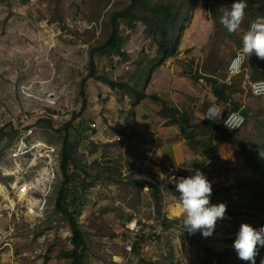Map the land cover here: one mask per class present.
Listing matches in <instances>:
<instances>
[{
    "label": "rangeland",
    "instance_id": "obj_1",
    "mask_svg": "<svg viewBox=\"0 0 264 264\" xmlns=\"http://www.w3.org/2000/svg\"><path fill=\"white\" fill-rule=\"evenodd\" d=\"M154 1L179 5L172 34L177 39V55L165 63L166 72L170 71L165 89L182 83V72L188 71L189 65L198 74L215 75L222 81L229 61L241 52L243 34L256 19L245 12L240 28L228 33L219 21L223 12L231 9L229 0ZM129 4L130 0H0V264L68 263L56 257L60 249L71 248L68 225L54 210L62 180V136L38 121L62 125L72 112L82 109L83 99L86 106L69 135L74 165L97 179L82 198L78 217L88 248L86 264H203L206 259L208 264H242L232 251L240 225L261 228L264 206L258 210L256 205L242 207L244 198L238 203L234 199L237 185L264 184V178L237 147L222 148L220 156L216 151L217 159L225 160L216 163L212 172L203 173L212 183L210 203L227 206L225 218L217 221L208 238L200 232L189 235L177 205V178L162 173V166L154 161L159 169L151 167V154L144 145L153 147L152 130L162 118L160 105L149 101L135 111L123 92L95 79L87 80L84 95H80L90 49L108 37L111 14ZM119 28L126 39L123 49L128 60L116 57L112 50L98 51L93 55L96 74L145 91L147 79L141 80V75L150 73V66L159 61L153 37L139 22L130 33L123 22ZM253 65L264 73V60L253 54L244 56L243 70L234 77L249 109L246 124L236 135L250 143L249 153H255L264 165L260 156L264 150V96L255 97L242 82L247 74L251 77ZM218 104L229 111L228 106ZM192 114L198 121L203 119L202 112L196 115L194 108ZM130 131L135 132L132 139L127 138ZM202 132L197 130L196 135ZM150 173L156 174L155 181ZM14 181L31 184L24 200L15 198V188L10 186ZM133 181L147 183L140 189ZM155 182L161 190V216L155 212L153 188L148 184ZM223 186L232 191L218 193ZM163 216L171 223L168 228L160 224ZM135 222L141 225L136 235L131 230ZM159 227V235L149 234ZM125 243L132 245L130 251L124 248ZM262 248L258 246L255 259L262 260ZM225 251L228 254L218 259Z\"/></svg>",
    "mask_w": 264,
    "mask_h": 264
},
{
    "label": "trees",
    "instance_id": "obj_2",
    "mask_svg": "<svg viewBox=\"0 0 264 264\" xmlns=\"http://www.w3.org/2000/svg\"><path fill=\"white\" fill-rule=\"evenodd\" d=\"M194 1V0H191ZM210 3L215 0H209ZM230 4L235 2V0H229ZM238 2V0H237ZM247 3V8L245 12L251 16L253 19L258 17H264V0H245ZM211 6V5H209ZM214 11L213 7L211 6ZM179 17V5L172 2H157L154 0H130V4L123 10L115 11L110 16V33L105 41L97 46H94L90 49L88 54V68L86 76L82 77L80 81V95H84V87L88 79H95L102 84L109 87L111 90H119L128 96L131 102V105L134 107L145 99H150L151 101L158 103L160 105L159 115L162 118H169L171 122L177 125L179 128L181 136L185 139L186 144L191 147H199L200 150L207 149L211 153L212 157L217 158L216 145L204 143L196 139L195 131L199 127L209 128L213 131H217L220 136L218 138V143L228 142L233 146L237 147L239 152L244 156V158L253 164V167L257 169L256 171L259 175L264 178V165L260 162V157H257L255 153H249L248 146L249 142H245L240 139L236 133L228 131L223 125V116L227 111H223V116L219 121L211 122L205 119L200 120L195 123L191 121L190 115L187 111L179 109L176 106H171L166 100L160 98L156 94H146L140 88H137L135 85H132L126 81H117L109 78L107 75H97L96 74V64L93 59V55L98 51L112 50V52L118 56L120 59L126 61L128 60L127 53L122 50L124 40H126L121 33L119 28L120 22H123L126 28L129 31H134L136 29V23H141L146 26L152 37L154 44L156 45V54L159 56V61L154 62L149 70L152 72L160 64H162L166 59L173 58L177 55V39L173 38V30L175 28L176 22ZM188 67V65L186 64ZM189 70L185 71L186 76L190 79L198 80L203 78L206 82L212 85V94L217 100L230 101L231 110L230 111H239L241 104L238 102H233L230 98V92L238 91L235 88L234 82L230 84L224 82L226 75H223L222 81L216 79L213 76H204L194 72L189 65ZM149 74L144 73L143 79H148ZM142 77V76H141ZM251 77L258 80L259 77L264 79V73H259L257 68L253 65L251 69ZM235 88V89H234ZM86 106V100L82 101V109L78 112H72L70 119L62 125H54L51 121L39 120L46 122V125L53 131L61 134V144L59 152V170L61 175V183L59 185L58 191L56 193L54 210L60 213L63 220L67 223L70 237L69 241L71 248L60 249L56 253V257L66 260L67 264H86L88 248L85 242L84 233L82 232L80 225L78 223V217L82 209V198L84 197L87 190L95 186L96 178L84 170H80L77 165H74L73 159V144L70 142L69 130L72 128L74 120L80 116L82 110ZM247 116V115H246ZM135 135L134 131H130L127 134L128 139H132ZM259 158V159H258ZM162 173L168 174L169 177L175 176L176 178L188 177L184 173H181L175 169L168 171V169L161 168ZM151 178L156 180V174H151ZM133 183L140 189L147 182L144 181H133ZM149 187L153 188V200L155 206V212L158 216H161V204H160V188L159 183L155 184L148 183ZM237 192H234V199L238 203L241 199L244 198V203L242 207H254L256 209L264 206V184L261 182L250 184L242 183L237 185ZM229 192L232 191V188L229 187H220L219 192ZM179 209V207H178ZM233 212V210H232ZM231 210L228 211L230 215L232 214ZM161 225L163 228H168L171 223L170 221L163 216L161 218ZM261 227H264V220L260 221ZM151 236V235H150ZM153 237H156L154 235ZM152 238V236H151ZM192 240V239H191ZM194 242V240H192ZM233 254H237L235 249H232ZM228 254V253H227ZM226 251L218 255L226 256ZM262 260H264V248L261 249L260 255ZM46 260H49V257H46ZM228 260V259H227ZM256 260V264H261L262 260ZM203 264H208L206 259ZM242 264H251L249 261H243Z\"/></svg>",
    "mask_w": 264,
    "mask_h": 264
},
{
    "label": "crops",
    "instance_id": "obj_3",
    "mask_svg": "<svg viewBox=\"0 0 264 264\" xmlns=\"http://www.w3.org/2000/svg\"><path fill=\"white\" fill-rule=\"evenodd\" d=\"M167 60L168 59H166L162 64H160L155 70L150 72L149 77L147 79V85L144 91L146 94H151L149 92L152 91L153 92L152 94H156L157 96H159L160 98L166 101L168 100L167 102L171 106L173 105L179 109H183L187 111V113L190 115L191 121L195 123L199 121L192 114L193 108L196 112V115H199V112L206 111L208 107L212 105H217L222 109L221 105L218 104L220 102L228 106L227 108L229 109V111L231 110L230 101L226 102L222 100H217L213 96L211 92L212 91L211 84L206 82L203 78H199L198 80L190 79L188 76H186L185 71L182 72L183 75L182 78L184 79L182 83L186 85L179 83L178 85H175V87H172L171 84L169 85V88L165 89V86L168 85L170 78V77L167 78L168 72L170 73V71L167 70L166 72L165 70L166 69L165 63ZM177 66L183 67L182 64H177ZM162 70L165 73L162 72ZM200 74L204 76H210V74L208 75L204 73H200ZM141 76H142L141 78L142 80L144 74H142ZM211 76L217 79L215 75H211ZM233 78H232V82H234L235 88H237L238 91L236 92L229 91L230 98L233 102L240 103L241 107H246L247 111L249 112L248 107L245 105L246 100L243 101L242 100L243 97L240 95L241 89L237 85L235 79L236 76L234 79ZM191 81H194V84L193 82L191 83ZM201 100L203 101L201 102ZM149 101L151 102V100L148 98L143 100L142 102H140L139 104L133 107L134 110L136 111L139 105L145 102L148 103ZM153 104H157V103L154 102ZM137 118H138V114L136 112V119ZM159 122H160L159 127H157L156 130L155 129L152 130L153 132L152 139L153 140L155 139L153 147L144 144L146 148L148 149L151 148L152 150L151 159H150V161L152 162V164L150 165L151 167L155 165L153 164L154 161V163L159 164L160 167L162 166L161 168L175 169L181 173H184L189 177L191 175H194L196 170H199L202 173L204 172L210 173L214 170V166L216 165V163H219V161L222 162L223 158L225 160V157H219L218 159L212 158L211 153L207 152L209 151L207 149L200 150L199 147H195L194 149L189 147L185 143L184 138L181 136L177 125L171 122L169 118H160ZM215 122L217 123L218 121ZM200 129H203V132L201 134L197 133L196 135V131ZM196 131H195L196 139L201 140L202 145L204 143L216 145V151L219 156L223 149L231 148V146H233L228 142H222L219 144L218 138L220 134L217 131H213L212 129L203 128V127L197 128ZM148 159L149 157L147 156V163L149 161ZM154 167L159 169L158 165H155ZM222 183L223 182H221V184Z\"/></svg>",
    "mask_w": 264,
    "mask_h": 264
},
{
    "label": "clouds",
    "instance_id": "obj_4",
    "mask_svg": "<svg viewBox=\"0 0 264 264\" xmlns=\"http://www.w3.org/2000/svg\"><path fill=\"white\" fill-rule=\"evenodd\" d=\"M246 8L245 0H238V2L235 0L231 9L223 12L219 22L228 33H235L240 28ZM241 54L246 58L255 54L257 58L264 60V17H258L253 21L243 34ZM236 59L238 60L239 56ZM202 116L205 120L215 122L223 116V110H220L217 105H212L202 112ZM242 122L241 115L233 112L224 121V125L231 130L239 127ZM260 156L264 157V150H260ZM175 190L179 193L176 199L184 230L189 235L200 232L204 238L212 236L217 221L225 218L227 210L225 203H210L213 192L212 183L201 171L196 170L194 175L175 180ZM258 246L264 247V227L257 230L247 223H242L233 243L238 258L256 264ZM261 264H264V260Z\"/></svg>",
    "mask_w": 264,
    "mask_h": 264
},
{
    "label": "built area",
    "instance_id": "obj_5",
    "mask_svg": "<svg viewBox=\"0 0 264 264\" xmlns=\"http://www.w3.org/2000/svg\"><path fill=\"white\" fill-rule=\"evenodd\" d=\"M252 22L253 21H251V23ZM75 23H79V21H76ZM250 24H249V27H250ZM127 32L130 33V31L128 29H127ZM122 50H124V49H122ZM237 56H239L238 60L236 59ZM116 57H118V56H116ZM233 61H235V63H233ZM243 62H244V56L241 54V52L236 53L231 58V60L228 63V66H227L228 74H227V77H226V79H227L226 83L230 84L231 83V79L242 72V70H243ZM125 68L127 69L128 67L126 66ZM242 82H243V84L248 86L249 90L253 91V94H254L255 97H263L264 96V80L251 79L250 75L247 74L245 76V79H243ZM202 101L203 100H201V102ZM233 112L240 114L241 117H242V121L243 122L239 125V127L230 130L224 125V121ZM245 123H246V117L243 114H241L239 111H229L223 116V125L231 132H236V131L241 130L242 127L245 125ZM147 152L149 154H152L151 148H149V149L147 148ZM144 178H146V177H144ZM10 186H11V188H15V198L16 199H17V194H19V193L23 194L24 198L28 197L29 192H30L31 187H32L31 184L29 182H26V181H23V182H21V181L15 182L14 181L12 184H10ZM140 228H141V225H138L135 222L133 227H131V230L136 235V232H138L140 230ZM160 231H161V228L159 227V229H157L156 233H149V234L159 235ZM124 248L127 251H130L131 248H132V245L130 243H125L124 244Z\"/></svg>",
    "mask_w": 264,
    "mask_h": 264
},
{
    "label": "water",
    "instance_id": "obj_6",
    "mask_svg": "<svg viewBox=\"0 0 264 264\" xmlns=\"http://www.w3.org/2000/svg\"><path fill=\"white\" fill-rule=\"evenodd\" d=\"M239 111H240V113L243 114V115H247V113H248L246 107H241Z\"/></svg>",
    "mask_w": 264,
    "mask_h": 264
},
{
    "label": "bare ground",
    "instance_id": "obj_7",
    "mask_svg": "<svg viewBox=\"0 0 264 264\" xmlns=\"http://www.w3.org/2000/svg\"><path fill=\"white\" fill-rule=\"evenodd\" d=\"M17 200H24L23 194H21V193L17 194ZM29 210H31V209H29Z\"/></svg>",
    "mask_w": 264,
    "mask_h": 264
}]
</instances>
